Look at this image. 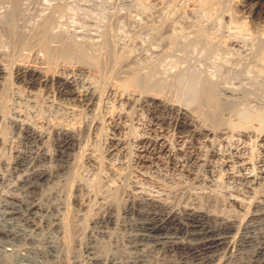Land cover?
I'll return each instance as SVG.
<instances>
[{
	"label": "bare ground",
	"instance_id": "6f19581e",
	"mask_svg": "<svg viewBox=\"0 0 264 264\" xmlns=\"http://www.w3.org/2000/svg\"><path fill=\"white\" fill-rule=\"evenodd\" d=\"M38 1L36 3H38ZM191 1L193 4L196 3L197 1L198 3H200L201 8H203L208 13L209 17L212 18V19L206 18L208 21L210 19L209 23L202 24L201 20L199 19L197 20L198 22L194 20L190 21L189 17L185 16L184 18L182 16L183 14L180 16H175L176 14L172 13L175 16L174 19L172 18L173 19L172 21L170 20L169 22V20L166 19V17L169 16L168 15L165 17V19L167 20L165 24H160L158 22L157 24H155L158 26L160 24V26L156 28L157 32H155V34L152 33L153 34L152 37L150 36L152 40L151 41L149 40L150 41L149 43L147 42V44H145L142 42L143 46L144 44L146 45V47L144 46L145 47L144 48L140 46L141 34H144L145 32L147 33L148 31L153 32L155 26L153 25L154 23L152 24L153 20L151 21V19L148 16L140 12H137L135 16L133 15L136 18L135 20L139 27L138 29L135 27L137 29V32H135L134 35L132 34V37L129 38L128 40H123V41L122 39H118L120 35L116 36L117 39L114 40L113 42L111 41V43L113 44L112 50H108L106 46L111 44L109 41L112 39L109 40L110 36L107 38L109 33L107 34V36L104 33L106 27H104L101 23L102 30L104 29L102 31L101 28L98 26L100 22H98L97 25L96 22H94L93 20L94 18L93 19L90 18L91 15L88 16L89 18H86L88 15L87 13L85 18L79 16L81 18H76L71 22L69 19H67L69 20L68 23H65L61 28L58 26L60 29L55 27L54 24L53 25L51 24V22L53 23L54 20H51L50 23H47L48 18H46L47 20V21L45 20L46 22H42L44 23L43 25L42 24L40 25V22L38 21L39 26L35 27L34 26L35 24L33 22L32 24H34L33 27L35 28H28V26H26L27 27L26 28L25 23H23L25 21L23 20V18L25 16V11L31 5V3L34 2V0H0V105L1 107H2L1 101H4L5 99L7 100V98L2 100L5 94H7L6 92L8 91L10 92V98H11V100L8 98L10 100V103L8 104L9 106H7V103L6 104L4 103V105L6 106L3 105V107L9 108V109L6 108L8 109V114H7V110H5L4 112L0 110L3 113L0 122L1 124H3V127L4 125L10 124L9 126H7V128L8 127L11 128L10 133L12 132H14V134L15 132L19 133L21 135L19 136L21 143L23 145H27L25 151L19 150L20 151L19 152L10 149L9 146L7 145L8 144L7 139L6 140L4 139L5 141L3 140V138H5L3 137V135L6 134L3 131L4 129H2V131L0 130V165L5 164V162L10 159L8 158L7 154L8 153L10 154L12 150L13 158L10 160L13 161V165L11 167L12 170L10 175L11 176L18 175L19 173L22 174V172H24L25 170L27 171L32 170L31 172L26 174V176L24 177L22 176L23 180L20 181V186H22L21 189L22 188L25 189L24 191L26 192L25 194L27 195L36 194L37 192L36 188L38 187L37 183H44L49 181L51 182V179L56 178L65 173H68L70 170L73 169V166L79 165L77 164L79 158L77 155L79 152H76L78 150L81 151L80 153L81 155L79 156L83 160L82 164L87 165L89 170L92 171L95 170L94 172H96V170H99L98 167H96L99 165H96L95 161H93L91 158H88L86 156L87 151L85 150L84 147H81V145L84 144L82 143L83 137L80 138V136L85 133H89L92 125L97 122L96 119L98 117H96V115L98 113H101L100 112L101 110L99 111L101 100L104 99L103 97L107 95V93L110 91L111 88L115 86L116 88H121L122 89L121 94L122 95L127 94L126 96H130V97H131V93L136 94L137 95L136 97H138L136 98V103L141 107L148 104L149 101L154 102L156 100H159L160 102L162 101L167 102L166 100H170V98L172 97L171 95L172 93L169 90L172 88L170 87L169 90L168 89L166 90V88L167 87L169 88V86L165 87L164 89L162 86L165 85H161V86L159 84L157 85L156 83L158 81L157 82L156 80L155 82L153 81L155 77L151 71L149 73L146 72L147 74L146 73L144 74V72L141 70L145 68L142 66L144 62L145 63L148 61L153 62L151 58L159 57L163 53L164 56L163 55L162 56L165 57V51L167 50L166 49L167 45L170 46L169 44L171 43L170 47H172V44L174 45L175 43L173 41H176L175 39L177 40L183 39V41L188 40V42L186 41L185 42L177 41V42L179 43L182 42V44L189 43L190 44V45L188 44L189 46L191 45L195 46V49L194 47H192L194 51L196 50V47L199 46L200 48L201 47L204 48L203 51L205 50V52L203 53H205V55L207 54L206 55L207 57L209 55L210 59L213 58L215 60L214 61L212 59L214 61V62L212 61L213 62L212 70L214 69V71H211L210 69H208L210 71L207 72L204 71L205 72L203 74L204 76L201 79L202 82H199L201 83V85L198 84L200 85L198 90L199 92H197L198 93L197 95L194 92L197 98H195V101L191 99V101L192 100L194 101L192 103H196L194 104L195 106H193L191 109L189 108L191 110L190 112H192V115L193 113L197 114L199 112H204V114L207 115L208 118H210L213 121H218L221 118L227 117L229 119L230 128L232 129V131H236V130L238 131L239 127L242 126V128L244 129L239 130L240 132H244L245 135L246 134L255 135L257 139L260 136V140L264 141V107L262 106L263 102L260 103L261 99H259V97L264 95L258 94V92L255 91L256 89H254L253 91L254 93L256 92L258 94V98L257 96L252 97L251 95L248 94L249 93L248 86L252 88L253 86L251 85H253V83L256 85L258 81H259L258 83L261 84L262 82L264 83V0H191ZM48 3H43L44 5L42 6H45V8H47L48 10L50 9V11L51 10L55 11L57 10L56 8H59L58 6L54 8L53 5ZM175 3L176 2H174V4ZM34 4H32V6ZM55 4L59 5L57 3ZM36 5L37 4H35L33 8H35ZM142 5H144V3ZM150 7L151 6H149V9ZM179 7L180 6H178V8ZM85 8H87V6ZM74 9L76 8L74 7ZM146 9L144 8V10L142 11L145 12ZM174 9L176 8L173 9L169 8V10H174ZM82 10H80L79 12H82ZM39 12L41 11L39 10ZM85 12L86 11H84L83 13ZM118 12L119 11H117V13ZM51 14L49 13V16L53 18L54 15L51 16ZM55 14L57 15L56 11ZM56 15L54 16V18L56 17ZM150 15L151 14H149V16ZM35 16H37V14H35ZM41 17L43 16L41 15ZM58 17L59 15H57L56 17L57 22H58ZM29 18H33V15L32 17L29 16ZM160 18L162 19V17ZM122 19L125 20V18ZM67 20L65 19V21ZM158 20L159 19H157V21ZM26 21L28 20L26 19ZM117 21L119 23L120 20L117 19ZM28 22H30V20ZM110 25L111 23L109 24V28ZM30 26L32 27V25ZM210 31L212 32L210 33ZM123 35L125 34H122V36ZM217 39H219V41H216ZM254 41L261 42V44L257 42L260 45V46L258 45L259 49L254 47L255 44V43L253 44ZM155 45H157V47H154ZM174 47L176 49L178 45ZM183 49L186 50L187 48L185 47ZM201 50H199L198 54L201 52ZM194 51H191L190 53L192 54V52ZM166 53L168 54V52ZM201 56L203 57V55ZM207 63L209 64V62ZM88 71L98 73L97 75L99 76V81H98L99 85L97 87H93V88L89 87L88 89L81 91L79 90L81 89L80 88L81 86L78 87V85H80L78 82V80L80 79L79 77L82 75L84 76V74ZM179 75L181 76V74ZM175 80H178V78ZM187 82L188 81L186 80L185 83ZM169 83L170 82L166 84L168 85ZM16 86L20 87L21 90H18L16 92L15 91ZM261 87L264 88V86ZM261 87L256 86L255 88L261 89ZM38 89H43V90L52 89L54 94L56 95L55 101L53 100L55 106L59 107L60 109L62 107L65 108V110H67V113L69 110L74 111L76 109L75 107H77V108H82L85 112H87L86 113L87 116L88 114H90V118L91 116H93L90 122L84 124L83 130L81 131H76L74 129L67 130L62 127L60 128L50 127L51 131L49 132L53 137L52 139L53 150L51 154H49L48 152L49 150H47L44 146V144L47 143V137H48V133L45 130L46 128L43 130L41 126H37V125L33 126L30 123L28 124V122L25 123V121L21 120V118L23 119L25 114L22 113L21 110L20 111L17 110V108H19V106L17 105H22V104L26 105L27 103L30 104L31 102L33 103L34 101L32 99H35L36 96L35 91H37ZM253 91H251V93ZM178 93L180 96L181 93L177 92V94ZM175 97L176 96H174V98ZM172 101H174L173 98ZM170 103H169L170 107L167 108V110H169L170 113L173 112L182 115L183 110L184 111L186 110L184 109L185 105L182 107L179 104L175 105L176 103H171L170 105ZM53 106L54 104L51 105V107ZM202 107L205 108L206 110L204 111ZM239 107L240 108L246 107L245 110H247L248 108V111H250L252 114L251 113L250 115L244 114V116L241 117L237 110ZM150 110L147 111L150 112ZM63 111L64 110H62V112ZM76 111H78V109ZM10 113L14 116V118H10L11 115L9 117ZM25 117H27V115ZM249 117H251L250 119L252 120H250ZM219 121L218 123L219 124L221 123L220 125H224L226 123V122L225 123L221 122L222 120ZM254 121L255 124L256 123L258 124V128L255 129L253 128ZM224 126H228V124ZM105 128L106 130L104 131L106 133V136L113 137V138H108L110 140V143H112L111 140H114L115 137L118 136L119 134L118 133L119 128L111 125H108L107 127L105 126ZM88 137L89 136H87V141L89 140ZM157 138L158 137L156 136V138L149 137L147 140H140L137 143V147L140 146L139 148L144 149V152L146 153H148L149 149H152L153 150L152 153L155 152L162 154L164 158L167 161H169V163H174L177 156L180 157L181 155H183L180 151H176L177 149L175 150V152H172L173 150L171 149V147H169L168 145L166 146L164 143H161L160 141H157ZM198 150H195V153L193 155H187L185 158L182 157L184 159L181 161V165H184L185 167L192 166L194 164L196 165L199 159ZM85 151L86 154L84 155ZM217 151L214 150V146L213 148L208 150L207 153L209 158L216 156ZM74 152L77 154L75 155ZM232 155L231 156L229 155V158H231ZM179 159H181V157ZM6 164H8V162ZM178 164H180V162ZM10 165L11 164H9V166ZM253 172L255 171L253 170L252 173ZM0 174L2 173L0 172ZM94 174H95L94 186L96 188L99 186L103 187L102 185L103 181H101V179L99 178L98 171ZM68 176L70 175H67V177L65 175L66 178H68ZM59 178L58 181L60 180ZM240 178H242V176ZM242 180L246 181L245 185L247 184L251 188L256 186L255 188L257 189V186L262 185V182L264 181V173L263 174L254 173L251 179H246L245 177H243ZM29 183L32 184V186L30 187L27 186V184ZM0 185L4 186L2 182H0ZM74 186L75 187L73 190L72 188L70 189L73 191V193H75V196L73 195V197L71 196L69 197L72 198L73 201L78 202L81 199L78 200L79 195L77 196V194L80 191H82V186L80 184H76ZM125 186L114 185V187L112 188L108 187L107 189L109 191L108 190L107 191L109 192L110 199L107 200L106 198L104 199L102 198V200L104 201H102L100 204L96 203V201H98L99 199V195L97 194L98 192L95 195H93L94 199L90 198L91 200H89L88 205L87 202L85 201L86 207L89 209L88 212L91 211L90 208H92V204L96 203L95 205H97V207L95 208L96 211L94 212V216L92 215L93 218L91 219L90 222L92 225L90 226L91 227L90 231H92L93 233V230L96 231L98 230V232L95 231L96 233L90 235L88 237L89 239H91L92 237L94 238V236L96 237L100 236L103 238L105 235L107 236L108 233H110L111 231H118L119 233L120 232L122 233L121 241L124 244L125 243L128 244L132 249H135L136 251L137 250L141 251L142 248H148L149 251H154L158 253L160 256H162L163 259L165 258L164 264H229L232 261H237L238 264H264V193H260L259 191L255 192L253 196H255L256 199L253 200L250 204H246V205H244L241 202L229 201V206L235 209L236 215H233L231 219L229 216L228 219V218H224L225 216L222 217L220 214L217 215L215 213H212L213 210L211 209L212 210L211 211L209 208L211 207L209 200H206V204L204 203V205L207 207L203 208L202 206H200V200H201L200 197H199L200 199L199 201L198 198L197 199L195 198L192 201H190L188 205L182 206L180 202L185 201L189 197V195L187 197L188 193H186L185 189L183 190L180 189L177 195L175 196L173 195L172 197L173 200L171 199V202H166L163 201L164 199L160 200L154 197H149L147 195H143V196L139 194L136 195V193H134L133 191L132 192L128 191ZM2 198L4 199L5 202L4 205L2 204L3 205L2 208H4V212L3 214H1L2 220L6 223L4 224L10 227L11 229L0 228V238H5V239L25 238V240L27 238V240H30L33 243L35 241V238L32 237V233H36L44 230L49 232L51 230L57 231L59 233V235L58 234L57 235L60 237L58 238L59 241L57 240L53 241L49 238L44 239V243L47 245L46 246L47 248L44 247L45 249L33 250L34 249L33 248L32 250H30L25 248L27 249L25 252L29 253V255H25L27 253L21 254V252H19L18 250L12 252L14 247L13 249L10 247L9 248L1 247L0 249L1 263L3 262L2 258L7 259L8 257H10L9 259L13 258L11 260L17 264L19 263L20 264H61L63 260L64 261L66 260V257L63 259L62 254L64 253L62 252L64 248L68 246L67 241L69 238L68 237L69 232L71 230L75 234L77 233V231H79L78 222L81 220L82 215L77 213L75 216H73L74 219L70 222L66 219L65 216L66 213L64 214L61 213L62 207L60 206L61 207L60 208L58 204L57 205L53 204V206H49V207H45L40 204H34V203L33 205L32 203H28V201L23 200L22 198H18L13 194L9 196L2 195ZM88 199L89 198H87V200ZM82 201H83V197H82ZM216 204L214 205L217 206ZM214 209H217V207ZM80 213L83 212L80 211ZM47 215L50 216L51 221L49 220ZM17 220L23 222L24 225L28 227L27 229H30L29 233H25L28 230L22 231V229L16 231L18 229L17 227H15L16 229H12V227L15 226L14 225L15 221ZM67 221L68 223L71 224L69 225ZM111 239H109L108 241H110ZM97 241L99 240L97 239ZM82 245L80 244L78 246L80 247ZM90 250H91L90 247L84 248L85 253L89 255L92 254L90 253ZM89 257L86 260L87 261L86 264H101V261L99 259L93 257L89 258ZM68 258L69 257H67V260ZM169 258H173L174 261L168 260ZM105 264H121V263H115L113 260L107 258V260H105ZM125 264H139V263L127 262Z\"/></svg>",
	"mask_w": 264,
	"mask_h": 264
},
{
	"label": "rangeland",
	"instance_id": "374dc122",
	"mask_svg": "<svg viewBox=\"0 0 264 264\" xmlns=\"http://www.w3.org/2000/svg\"><path fill=\"white\" fill-rule=\"evenodd\" d=\"M37 1L38 0H34V2H32L31 5L28 7L29 9L27 8V10L25 11V16H24L23 20H25V21H26V19L28 21L30 20V22L26 21L27 23L25 21L23 22V23H25V27L28 26V28H35V27L39 26L38 21L40 22V25L41 24L43 25L44 23H42V22H46L47 21L46 18H48L47 23H50L51 20H54L55 23L51 22V24L52 25L54 24L55 27L60 29L65 23H68L69 20L71 22L76 18H81V17L85 18L86 15L88 14L86 18H89L88 16L91 15L90 18H92V19L94 18L93 20H94V22H96V24L98 22H100L99 25L98 24L97 25L101 28V30H102L101 23L104 27H106L104 33L106 34V36L109 33L107 38L110 36L109 40L112 39L109 41L110 43H111V41L113 42L114 40L117 39L116 36L120 35L118 39H122V41H123V40H128L129 38L132 37V34L134 35V33L137 32V29L139 27H138V24L136 23V20H135L136 18L134 16H135V14H137V12H140V13L148 16L151 19V21L153 20L152 24L154 23L153 25L155 26L153 32L148 31L151 34H149L148 32H147L148 34L146 32L144 34H141V44L142 45L140 44V46H142V47H144V46L146 47L145 44H147V42L149 43L152 40V38H151L152 35L155 34V32H157L156 28L159 27L160 24H165L167 22L166 19H168L170 22V20L172 21L175 18V16H180L182 14H183L182 16L184 18H185V16L189 17L190 21H192V20L197 21L199 19V20H201L202 24L209 23L210 19H212L209 17L208 13L203 8H201V5H200V3H198V1L193 4L191 0H189V1L188 0H181L182 2L179 0H174V1H172V0H106V1L105 0H69V1H67V0H64V1L63 0H56V1L52 0V2H51V0H46L49 3L46 2L45 0H41V1L39 0L38 3H36ZM108 1H110V2H108ZM178 1H179V3H178ZM134 2H137V3H134ZM174 2H176L178 4L177 5L175 3L177 7L175 6ZM34 3L37 4L35 8H33L35 5ZM43 3L51 4V5H53L54 8H56V6L59 7V8H56L57 10H55L57 15H59V17H58V22L60 20L59 24L57 22V18H56L57 15L55 14V11H52V10L50 11V9L48 10L47 8H45V6H42V5H44ZM55 3L59 4L60 6L56 5ZM89 3H91V4H89ZM143 3H144V5H142ZM32 4H34V5L32 6ZM40 4H41L42 8L40 7ZM149 4H151V5H149ZM91 5H93V6H91ZM81 6H82V8H81ZM86 6H87V8H85ZM96 6L98 7V9ZM149 6H151L150 9H152V10L149 9ZM167 6L168 7L170 6L169 7L170 9L176 8V9H174L176 12L174 10H169V8ZM173 6H175V7H173ZM178 6H180L179 8H181V9H179ZM74 7L76 9H74ZM198 7H199V9H198ZM38 8H40V9H38ZM144 8L145 9L148 8V9H146V11L144 12V11H142V10H144ZM79 9L80 10L83 9L82 12H79L80 11ZM117 9H119V10H117ZM166 9H168V10H166ZM39 10L41 12H39ZM47 10H48V12H47ZM75 10H77L78 12ZM147 10H148V12H147ZM84 11H86V12L83 13ZM117 11H119V12L117 13ZM31 12H32L33 18H29V16L32 17ZM69 12H71V13H69ZM155 12H157V13H155ZM49 13L50 14L52 13L51 16L56 15V17L55 18H54V16H53V18L50 17ZM172 13H175L176 15L174 16V14H172ZM205 13H207V14H205ZM35 14H37V16H35ZM149 14H151L153 16L152 17L150 15L153 19L149 16ZM41 15L44 18L41 17ZM99 15H100V18H99ZM111 15H113V16H111ZM203 15H205V16H203ZM206 15H207V17H206ZM79 16H81V17H79ZM166 16H168V17H166ZM129 17H131V18H129ZM155 17L159 20L157 21V19ZM160 17H162V19ZM165 17H166V19H165ZM64 18L66 20L67 19H69V20L65 21ZM116 18L118 20H120L119 23H118ZM122 18H125V20ZM128 18H129V20H128ZM206 18L207 19L210 18L209 21ZM121 19H122V22H121ZM131 19H133V20H131ZM115 20H116V22H115ZM164 20H166V21H164ZM33 22L35 25L32 24ZM157 22L160 23L159 26L155 25V24H157ZM28 23H29V25H28ZM110 23H111V25L109 28ZM60 24H62V25H60ZM30 25H32V27ZM33 25L35 27H33ZM106 25H108V26H106ZM133 25H134V27H133ZM110 29H112L113 31ZM112 32H114L115 34ZM116 32H117V34H116ZM211 32L212 31H210V33ZM122 34H125V35L122 36ZM175 40L176 41H173L175 43H174V45L172 44V47H170L171 43L169 44L170 46L167 45V47H170V48L166 47L167 50L165 51V57H163L164 56L163 55L164 53H163L162 54L163 56L160 55L162 58L160 56L151 58V60H153V62L151 60H150L151 62H149V61L146 63L144 62L142 64V66L145 68H143V70H141L144 72V74L146 72L149 73L151 71L155 77L153 79V81L154 82H155V80H156V82L158 81L156 83L157 85L158 84L160 86L165 85V86H162L164 89H165V87L169 86V88L167 87L166 90L167 89L169 90L170 87L172 88L169 90L172 93L171 94L172 97L170 98V100H166L167 102H163V101L160 102L159 100H156L154 102L149 101V103L145 105L146 107L145 106L141 107V106L137 105V103H136V98H138V97H136L137 96L136 94L131 93V97L126 96L127 94L122 95L121 94L122 89L116 88V86H115V87H113L114 89L111 88L110 91L107 93L108 96L107 95L104 96L103 97L104 99L101 100V103L99 106V108H100L99 111L101 110L100 111L101 113L97 114L99 116L96 115V117H98L96 119L97 122L92 125L89 133H85V134L80 136V138L83 137L82 143H84V144H82L83 146L81 145V147H84L85 150L87 151V154L85 151L84 155L86 154V156L88 158H91L93 161H95L96 165H99V166H96L99 169V170H96V172L98 171L99 178L101 179V181H103V183H102L103 187L99 186L96 188L94 186V179H95L94 173H96V172H94L95 170L94 171L89 170L87 165L82 164L83 160L79 156V155H81L80 154L81 151L78 150L76 152H79L77 155L79 157L77 164H79V165L73 166L72 170H70L68 173L63 174L64 176L60 175L56 178H53L54 181H53V179H51V182L49 181L50 183L49 182H44L45 184L44 183H37L38 185L37 184L36 185L38 187L36 188L37 189L36 194H32V195L29 194L30 196L25 194L26 193V192H24L25 189L24 188H22L23 190L21 189L22 186H20V181H22L23 177L26 176V174H28L32 170H30V171L25 170L24 172H22V174L19 173L18 174L19 176L18 175H12L11 176L10 173L12 170L11 167L13 165V161H11L10 159L13 158L12 157L13 156L12 150H14V151H19V150L25 151L27 145H23L21 143L20 138H19V136H21V135L19 133L15 132L16 135L14 134V132L10 133L11 128H9V127L7 128V126H9L10 124L4 125V127H3V124H1V122H0V130L2 131V129H4L3 131L6 133L3 135V137H5V138H3V137L2 138H3V140L7 139V141H8L7 145L9 146L10 149H12L11 152L9 150L10 154L9 153L7 154L8 158H10V159L8 161H6L5 164L7 162H8V164H6V165L2 164L3 166L0 165V170H1L0 172L2 173V174H0V182H2L4 185V186L0 185V194L8 195V196L13 194L18 198H22L23 200L28 201V203L40 204V205L45 206V207L53 206V204H55V205L58 204L59 207L60 206L62 207L61 213H63V214L66 213V215H65L66 219L70 222L74 219L73 216H75L77 213L82 215L81 220L78 222V226H79L78 230L81 232L77 231V233L74 234V232L70 230L69 235H68L69 238L67 241L68 246L66 245L67 246V247H65L66 249L64 248V250L62 252L65 254V255L62 254L63 259L66 257V260L65 261L63 260L61 264H63V262H64V264H86V262H87L86 260L88 259L89 256L96 258V259H99L101 261V264H105V260H107V258L110 260H113L115 263H121V264H125L127 262H138L139 264H164L165 263L164 262L165 258L163 259L162 256H160L158 253H156L154 251H149L148 248H142L141 251H138V250L136 251L135 249H132L128 244L125 243L126 244L125 245L121 241L122 240V237H121L122 233L121 232L119 233L118 231H111L110 233H108L107 236L105 235L103 238L100 236H97V237L94 236V238L92 237L93 239L88 238L90 235H93V233L98 232V230L97 231L93 230V233H92V231H90V229H91L90 226H92L90 222L94 216V212L96 211L95 208L97 207V205H95V204L96 203L100 204L102 201H104V200H102V198L103 199L106 198L107 200L110 199V195L108 192L109 190L107 189L108 187L112 188V187H114V185L115 186H118V185H124L125 186L126 185L125 186L126 189L130 192L133 191L134 193H136V195H138V194L142 195V196L147 195L149 197H154V198H157L160 200L164 199L163 201H166V202H171V199L173 200V198H172L173 195L174 196L177 195L178 191L180 189L181 190L185 189L186 193H188L187 197H188V195H189V197L185 201L180 202V204L182 206L188 205L190 203V201H192L195 198L196 199L198 198V201L201 199L200 200V206L205 208L207 206H205L204 203L206 204V200H209L210 205H211V207H209V208H210V210L211 209L213 210L212 213H215L217 215L220 214L222 217L225 216L224 218H228V219H229V216L231 219L233 217V215H236L235 209H233L229 206V201L241 202L244 205H246V204H250L253 200L256 199V197L253 196L255 194V192L259 191L260 193H264V191H263L264 190V184H263L264 181L262 182V185L257 186V189H256L255 188L256 186L251 188L247 184L245 185L246 181L242 180L243 177H245L246 179H251V177L254 175V173H258V174L264 173V141L260 140V136L257 139V137L255 135H252V134H246L245 135L244 132H240L239 130L244 129V128H242V126L239 127L238 131L237 130L232 131V129L230 128L229 119L227 117L219 119V120H222L221 122H224V123L226 122L225 124L223 123L224 125L228 124V126H224V125H220L221 123L220 124L218 123L219 120L213 121L210 118H208V116L205 115L204 112H199L197 114L193 113V115H192V112H190L191 111L190 109L193 106H195L194 104H196V103H192V102H194L195 98H197L196 95L198 94L197 92H199L198 91L199 86L201 85V83H199V82H202L201 79L204 76L203 74L205 72L210 71V70L214 71V69L212 70V65H213V62L215 60L213 58L210 59L209 55H208V57H209L208 58L206 56L207 54L205 55V53H203V52H205V50L203 51L204 48L201 47L202 48V50H201L200 46L196 47L195 51H197V50L198 51L195 52L192 48V47H194V49H195V46H192V45L189 46L190 45L189 43H185L186 45L182 44V42H185V41L188 42V40H184V41H183V39H178V40L175 39ZM177 41H179V42L182 41V42L179 43ZM216 41H219V39H217ZM142 42L145 43L144 46H143ZM176 42H177V44H176ZM257 42H259V41H254L253 44L254 43L256 44ZM259 43L261 44V42H259ZM259 43H257L256 45L254 44V47L259 49V46H260ZM112 45L113 44L111 43L108 46H106V48L108 50H112V48H113ZM177 45H178V47H176V49H175L174 46H177ZM154 47H157V45H155ZM185 47L187 48L186 50L183 49ZM199 50H201V52L198 54ZM188 51H189V54H188ZM191 51H194V52H192V54H191L190 53ZM166 52H168V54ZM169 53H171V54H169ZM186 54H187V56H186ZM177 55H180V56H177ZM191 55L192 56L194 55V56L192 57ZM198 55H199V57H198ZM201 55H203V57ZM194 57H195V59H194ZM205 57H207L208 60ZM157 60H159V61H157ZM183 61H184V63H183ZM207 62H209V64ZM172 63H174V64H172ZM175 63H177V64H175ZM190 63H191V65H190ZM194 64H195V66H194ZM183 66H184V68H183ZM205 66H207V67H205ZM185 69H187V70H185ZM208 69H210V70H208ZM152 70H154V71H152ZM194 71H195V73H194ZM164 72H165V74H164ZM97 74L98 73H96V72L88 71L84 74V76L83 75L80 76L79 77L80 79L78 80L80 85H78V87L81 86L80 87L81 89H79V90L83 91V90L88 89L89 87L90 88L97 87L99 85V82H98L99 76ZM179 74H181V76ZM97 77H98V79H97ZM175 77L178 78L180 83L178 82V80H175V79H177ZM171 79H173V80H171ZM185 79L188 81L187 83H185L186 82ZM192 80H193V82H192ZM189 81H190V83H189ZM168 82L172 83L173 85L170 83H169L170 85L169 84L167 85L166 83H168ZM258 82L256 83V85L253 83V85H251V86H253V87L254 86L255 87L256 86L257 87L264 86L263 82H262V84L258 83ZM174 84H176V85H174ZM184 84H185V87H184ZM198 84H200V85H198ZM253 87L251 88L250 86H248V92H249L248 94L249 95H251L252 97L257 96V98H258V94L264 95V92H263L264 88L263 87H261V89L255 88V87L253 88ZM254 89H256L255 91L258 92V94L256 92L254 93V91H253ZM259 89H260V91H259ZM18 90H21V89H20V87L16 86L15 91L17 92ZM251 91H253V92L251 93ZM8 92H6L7 94H5V96L2 99V100H4L5 98H7V100L5 99L4 100L5 102L1 101L2 107L0 105V108H1L0 110L3 112L5 110H7V114H8L9 108L3 107V105H4V103L5 104L7 103V106H9L8 104L10 103L11 98H10V92H9V94H8ZM35 92H36V96H35L36 100L32 99L34 102L33 103L31 102L30 104L27 103L26 105L25 104L17 105V106H19V108H17V110H19V111L21 110L22 113L25 114V116L27 115V117H25V116L23 117V119H25V120H23L21 118V120L25 121V123L28 122V124L30 123L33 126H36V125L41 126L43 128V130L46 128L45 130L48 133V137H47V143L44 144V146L47 150H49L48 151L49 154H51L52 150H53V148H52L53 137L51 136V134L49 132V131H51L50 127H58V128L62 127L64 129H67V130L74 129L76 131H81V130H83L84 124L87 122H90L91 119L93 118V116H91V118H90V114H88V116H87L86 115L87 112H85L82 108H77V107H75L76 109L74 111L69 110L70 112L68 111V113H67V110H65V108L62 107L61 109L64 110L62 112V110L59 107L55 106V103L53 102V100L55 101L56 95L54 94L52 89H48V90L38 89ZM177 92L181 93L180 94L181 97L179 96V93L177 94ZM194 92L196 95L194 94ZM174 93H175V95H174ZM132 94H134V95H132ZM255 94H257V95H255ZM174 96H176V97L174 98ZM127 97H130V98H127ZM172 98L174 101H172ZM129 99H130V101H129ZM175 99H176V101H175ZM191 99H193L194 101L193 100L191 101ZM259 99H261L260 103L263 102L262 106L264 107V101H263L264 96L259 97ZM133 100H134V102H133ZM177 100H179V101H177ZM168 102L169 103L170 102L176 103L175 105L179 104V102H180L179 105H181L182 107L185 105L184 109H186V110L188 109V110L187 111L183 110L182 115H179V113H173V112L170 113V111L167 110V108L170 107ZM171 103H170V105H171ZM52 104H54L53 107H51ZM4 106H6V105H4ZM6 108H8V109H6ZM245 108L246 107H243V108L239 107L237 109L239 112V115L241 117L244 116V114L250 115V113H251L250 111H248V108H247V110H245ZM77 109H78V111H76ZM202 109H204V111L206 110L203 107H202ZM147 110L148 111L150 110V112H148ZM1 111H0V114H1L0 115V121H1V116L3 115V113ZM71 112H73V113H71ZM10 115H11V117H10ZM9 117L14 118V116L11 113L9 114ZM99 117L101 120L99 119ZM85 118H87V119H85ZM250 118L251 117H249V119ZM17 120H20V119H17ZM250 120H252V119H250ZM84 121H86V122H84ZM209 121H210V123H209ZM216 122H217V124H216ZM234 122H237V121H234ZM104 123H105V125H104ZM107 124L111 125V126H116L117 128H119L118 133L120 135L118 134V136H116L114 140H111L112 143H110V140L108 138H113V137L112 136L107 137L106 133L104 131V130H106L105 126L106 127L108 126ZM253 124H254L253 125L254 129L258 128V124L257 123L255 124V121L253 122ZM102 134H104L105 137ZM87 136H89L88 141H87ZM135 136L137 139L135 138ZM156 136L158 137L157 141H160L161 143H164L166 146L168 145L169 147H171V149L173 150L172 152H175V150L177 149L176 151H180L183 154L180 156L181 159H179L180 157L177 156V158L175 159L176 164H175V161H174V163H169V161H167L162 154L155 153V152L152 153L153 152L152 149H149L148 153H146V152H144V149L139 148L140 146L137 147V143L140 140H147L149 137L156 138ZM50 137H52V138H50ZM113 144H115V145H113ZM213 146H214V150H216V151L218 150L217 155L209 158L207 152H208V150L213 148ZM195 150H198V152H199V157H198L199 159H198L196 165L194 164L192 166H186V167L184 165H181V161L187 155H193L195 153ZM74 154L76 155L77 153L74 152ZM229 155L230 156L232 155V157L229 158ZM182 157H184V158H182ZM9 161H11V162H9ZM179 162H180V164H178ZM9 164H11V165L9 166ZM203 165H205V166H203ZM7 169H8V171H7ZM253 170L255 172L252 173ZM3 174H4V176H3ZM65 175H66V177H67V175H70V176H68V178H66ZM61 176H62V178H61ZM239 176L240 177L242 176V178H240ZM9 178H10V180H9ZM58 178L60 179L59 181L61 184L59 183ZM65 180H67V181H65ZM55 181H58V182H55ZM76 182H78V183H76ZM76 184H80L82 186V191L79 192L80 194L79 193L77 194V196L79 195L78 200L81 199L78 202L73 201V199L69 197V196L73 197V195L75 196V193H73L72 190L74 189V187H75L74 185H76ZM27 186L30 187V186H32V184L29 183V184H27ZM105 186H106V188H105ZM39 187H40V189H39ZM70 188H72V190ZM252 189H254V190H252ZM69 192H70V194H69ZM96 193L99 195V199H98V201H96V203L92 204V208H90L91 211L88 212L89 209L86 207L85 201L87 202V205H88L89 200L94 199L93 195H95ZM2 195H0V228L11 229L7 225H5L6 223L2 220L1 214H3V212H4V208H2V207L5 204L4 199L2 198ZM82 197H83V201H82ZM199 197H200V199H199ZM87 198H89V199L87 200ZM97 198H98V196H97ZM210 198H212V199H210ZM81 201H82V203H81ZM49 202H50V204H49ZM216 202H217V204H216ZM224 202H225V204H224ZM65 204H66V207H65ZM214 204H216L217 206H215ZM81 205H83V206H81ZM220 206H221V208H220ZM216 207H217V209H214ZM80 211H82L83 213H80ZM85 215H86V218H85ZM39 216H40V214H39ZM47 216H48L49 220L51 221L50 216L49 215H47ZM68 221H67V223H68ZM16 224H17V226H16ZM68 224L70 225L71 223H68ZM14 225L15 226H13L12 229H16L15 227H17L18 229L16 231L22 229V231L28 230L25 233H29L30 229H27L28 227L25 226L23 222L17 220V221H15ZM44 231L32 233V237L35 238V241L33 243H32V241L27 240V238H26V240H25V238L24 239L23 238H20V239L0 238V249H1V247L2 248L3 247H5V248L10 247L12 249L14 247L12 252H15L18 250L19 252H21V254L22 253L24 254V253H27V252H25L27 249L32 250L34 248L33 250H38V249L47 248L46 247L47 245L44 243V239H46V238H49L53 241L54 240L59 241L58 238L60 236H58L59 233L57 231H54V230H51L50 232L49 231L44 232ZM90 233H92V234H90ZM45 235H47V236H45ZM114 235H115V237H114ZM115 238H117L118 240ZM97 239L99 241H97ZM109 239H111V240L108 241ZM115 240H116V242H118V241L119 242L116 243ZM77 241H78V243H77ZM9 243H11L12 246ZM122 243H123V245H122ZM7 244H8V246H7ZM75 244H76V246H75ZM80 244L81 245L83 244V245L79 247L78 245H80ZM110 244H111V246H110ZM85 247H88V248L90 247L91 248L90 253H92V254L89 255V254L85 253V251H84ZM25 248H27V249H25ZM97 252H98V254H97ZM25 255H29V253H27ZM30 257H31V255H30ZM32 257H33V255H32ZM67 257H69L68 260H67ZM9 258L10 257H8L7 259L5 258L6 260L2 258V261L4 262V260H5V262H4L5 264H17L11 260L13 258H11V259H9ZM101 259H103V260H101ZM10 260H11V263H10ZM75 260H76V262H75ZM168 260L174 261L173 258H169ZM3 262L2 263L0 262V264H4ZM229 264H238V262L232 261Z\"/></svg>",
	"mask_w": 264,
	"mask_h": 264
}]
</instances>
